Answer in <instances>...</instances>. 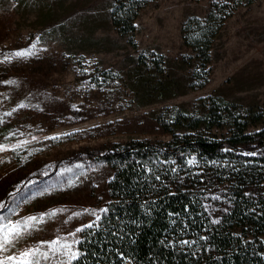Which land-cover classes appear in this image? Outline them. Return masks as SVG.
<instances>
[{"label": "rangeland", "instance_id": "374dc122", "mask_svg": "<svg viewBox=\"0 0 264 264\" xmlns=\"http://www.w3.org/2000/svg\"><path fill=\"white\" fill-rule=\"evenodd\" d=\"M222 1H153L140 11L130 38L111 27V0L0 1V123L13 128L9 140L0 143V218L45 217L0 259L29 248L47 251L54 240L76 251V230L104 212L111 177L106 165L91 164L87 155L113 143L167 140L153 113L186 109L211 95L264 117V1L240 7L226 20L212 46L206 86L186 90L190 53L181 45L180 25ZM138 54L162 57L164 78L177 87L170 98L137 107L126 85L101 76L110 72L122 79ZM263 128L264 118L249 131ZM259 153L242 146L233 151L237 157ZM226 179L214 176L200 185L211 225L226 221L243 204L236 196L238 184ZM244 190L250 204L264 196V186ZM52 211L57 214L49 218ZM256 241L264 259V236ZM66 260L57 254L40 264Z\"/></svg>", "mask_w": 264, "mask_h": 264}, {"label": "trees", "instance_id": "16d2710c", "mask_svg": "<svg viewBox=\"0 0 264 264\" xmlns=\"http://www.w3.org/2000/svg\"><path fill=\"white\" fill-rule=\"evenodd\" d=\"M153 1L111 0L114 32L130 38L140 11ZM260 1L224 0L211 4L203 17L182 22L181 45L190 53L186 90L206 86L212 46L226 20ZM101 76L126 85L137 107L168 99L177 89L164 78L161 56L138 54L122 79L110 72ZM263 118L210 95L186 109L166 107L152 114L157 129L168 136L165 141L130 140L89 152L91 164L111 171L108 203L92 227L79 232L75 248L80 256L72 264H264L256 241L264 236V196L250 204L244 190L264 186V128L249 131ZM12 133V126L0 123V143ZM240 146L260 153L237 157L233 151ZM214 176L238 184L236 196L243 204L226 221L211 225L200 185Z\"/></svg>", "mask_w": 264, "mask_h": 264}, {"label": "snow or ice", "instance_id": "6c2138e0", "mask_svg": "<svg viewBox=\"0 0 264 264\" xmlns=\"http://www.w3.org/2000/svg\"><path fill=\"white\" fill-rule=\"evenodd\" d=\"M16 56H27L28 52H17ZM24 107V105H21ZM10 115V113H9ZM2 122V120H0ZM3 147H0V151H3ZM56 211L47 213L46 215L51 218L55 216ZM79 215V213H77ZM45 217L42 215L40 217L32 216L17 222H4V218H0V253L8 252L15 243L22 239L25 235L30 234L37 224L42 223ZM99 219V217H97ZM86 227L91 228L92 225L88 224ZM77 232L82 231V229H77ZM75 243L79 244L80 241L77 240ZM187 243V242H185ZM47 251H42L41 247L29 248L20 252L19 255L13 254L0 259V264H40V260H48L51 256L57 254L67 256L66 261H61L60 264H72L79 258L80 253L73 250V246L68 243H62L60 240H54L47 243Z\"/></svg>", "mask_w": 264, "mask_h": 264}]
</instances>
